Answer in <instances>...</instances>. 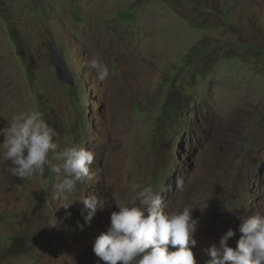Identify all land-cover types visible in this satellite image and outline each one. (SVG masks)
<instances>
[{
  "label": "rangeland",
  "instance_id": "obj_1",
  "mask_svg": "<svg viewBox=\"0 0 264 264\" xmlns=\"http://www.w3.org/2000/svg\"><path fill=\"white\" fill-rule=\"evenodd\" d=\"M32 110L59 149L94 153L69 201L107 204L81 231L88 210L53 197L55 174L20 179L0 159V264H104L94 240L133 203L132 184L152 185L166 212L193 208L206 264L228 229L235 248L241 218L264 214V0H0V127Z\"/></svg>",
  "mask_w": 264,
  "mask_h": 264
},
{
  "label": "clouds",
  "instance_id": "obj_2",
  "mask_svg": "<svg viewBox=\"0 0 264 264\" xmlns=\"http://www.w3.org/2000/svg\"><path fill=\"white\" fill-rule=\"evenodd\" d=\"M85 66L95 70L101 82L109 76V68L99 56H93ZM0 135L4 137L0 159L12 165V175L26 179L44 174L47 168L56 176L53 197L65 201L61 205L83 202L88 211L84 223L78 222L79 230L90 224L98 210L105 209L107 201L96 195L69 201V194L93 179L94 153L75 146L59 149L56 130L38 110L14 115L7 126L0 127ZM180 186L177 181V187ZM131 189L133 203L118 205L119 210L110 215L107 231L94 240L92 250L98 260L104 264H198L192 251L197 243L198 223L192 217L193 208L185 206L169 213L152 185L132 184ZM241 219L237 246L228 245L235 235L230 228L221 236L219 247L205 249L210 256L206 264H264V214ZM170 245L175 250L170 251Z\"/></svg>",
  "mask_w": 264,
  "mask_h": 264
},
{
  "label": "water",
  "instance_id": "obj_3",
  "mask_svg": "<svg viewBox=\"0 0 264 264\" xmlns=\"http://www.w3.org/2000/svg\"><path fill=\"white\" fill-rule=\"evenodd\" d=\"M50 61L56 69L59 79L66 84H72L74 82L73 74L69 69L61 51L55 46V44L49 45Z\"/></svg>",
  "mask_w": 264,
  "mask_h": 264
},
{
  "label": "trees",
  "instance_id": "obj_4",
  "mask_svg": "<svg viewBox=\"0 0 264 264\" xmlns=\"http://www.w3.org/2000/svg\"><path fill=\"white\" fill-rule=\"evenodd\" d=\"M169 247H171V245Z\"/></svg>",
  "mask_w": 264,
  "mask_h": 264
}]
</instances>
